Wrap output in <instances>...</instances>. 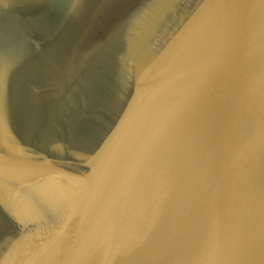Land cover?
Returning <instances> with one entry per match:
<instances>
[{"label": "water", "instance_id": "1", "mask_svg": "<svg viewBox=\"0 0 264 264\" xmlns=\"http://www.w3.org/2000/svg\"><path fill=\"white\" fill-rule=\"evenodd\" d=\"M0 264H264V0H0Z\"/></svg>", "mask_w": 264, "mask_h": 264}]
</instances>
